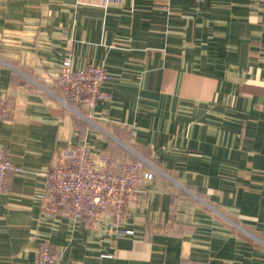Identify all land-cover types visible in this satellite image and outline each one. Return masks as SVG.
Instances as JSON below:
<instances>
[{"label":"crops","instance_id":"0c3cea01","mask_svg":"<svg viewBox=\"0 0 264 264\" xmlns=\"http://www.w3.org/2000/svg\"><path fill=\"white\" fill-rule=\"evenodd\" d=\"M104 66L111 98L80 116L57 75ZM0 264L43 242L58 264H264V0H0ZM86 143L162 171L111 227L46 211L58 153Z\"/></svg>","mask_w":264,"mask_h":264},{"label":"built area","instance_id":"2783aa9c","mask_svg":"<svg viewBox=\"0 0 264 264\" xmlns=\"http://www.w3.org/2000/svg\"><path fill=\"white\" fill-rule=\"evenodd\" d=\"M123 1L104 0V3ZM109 78L104 66L75 67L68 56L57 75L61 88L58 99L75 114L86 116L97 103L110 100V92L103 88ZM7 115L6 102L0 96V121ZM114 163L112 155L104 151L93 152L86 143L63 148L47 173L42 194L46 211L66 213L73 220H85L90 227H96L104 215H110V226H118L126 219L131 205L146 193L157 170L140 156L124 161L120 170L114 168ZM19 170V166L0 149V192L7 189L10 177ZM58 258L59 253L46 241L29 264H58Z\"/></svg>","mask_w":264,"mask_h":264},{"label":"rangeland","instance_id":"374dc122","mask_svg":"<svg viewBox=\"0 0 264 264\" xmlns=\"http://www.w3.org/2000/svg\"><path fill=\"white\" fill-rule=\"evenodd\" d=\"M55 91L57 92V93H56L57 95H60V93H59L58 90H55ZM139 156H140V155H139ZM140 157H143V156H140ZM143 158H145V157H143ZM129 160H134V159H129ZM146 160H148L149 165L152 166V168H153L155 171L157 170V171H156V175H155V178H156V176H157L159 173H161L162 171H161L160 168H159L157 165H155L151 160H149L148 158H146ZM156 168H157V169H156ZM115 169H116V168H115ZM120 169H121V168H119V169H117V170H120ZM155 178H154V179H155ZM154 179H153V180H154ZM153 180H152V181H153ZM152 181H151V182H152ZM151 182L148 183L147 188H148V186H149V184H150ZM147 188H146V191H147ZM128 210H129V209H128ZM127 215H128V212H127Z\"/></svg>","mask_w":264,"mask_h":264}]
</instances>
